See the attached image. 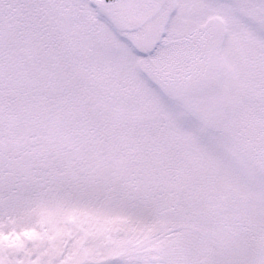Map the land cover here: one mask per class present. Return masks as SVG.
Masks as SVG:
<instances>
[{
  "label": "snow or ice",
  "instance_id": "obj_1",
  "mask_svg": "<svg viewBox=\"0 0 264 264\" xmlns=\"http://www.w3.org/2000/svg\"><path fill=\"white\" fill-rule=\"evenodd\" d=\"M0 264H264V0H0Z\"/></svg>",
  "mask_w": 264,
  "mask_h": 264
}]
</instances>
